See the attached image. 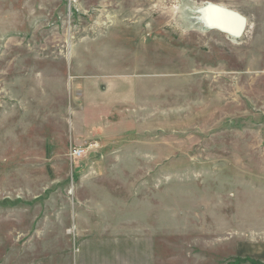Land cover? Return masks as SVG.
Here are the masks:
<instances>
[{"label":"rangeland","instance_id":"1","mask_svg":"<svg viewBox=\"0 0 264 264\" xmlns=\"http://www.w3.org/2000/svg\"><path fill=\"white\" fill-rule=\"evenodd\" d=\"M0 264H264V0H0Z\"/></svg>","mask_w":264,"mask_h":264},{"label":"water","instance_id":"2","mask_svg":"<svg viewBox=\"0 0 264 264\" xmlns=\"http://www.w3.org/2000/svg\"><path fill=\"white\" fill-rule=\"evenodd\" d=\"M209 6H215V7H209ZM208 8L219 10V11H222V12L227 13L229 15H232V16L236 17L238 19V21H239L238 29L235 30V31H232V30H229L228 28H225L223 26L208 24L206 21L203 20L205 22V25L208 28L218 29V30H221L223 32H226V33L231 34L232 36H236V37H239V36H241L243 34V32L245 30V27H246L247 20L242 14L238 13L237 11L228 9L226 7L219 6V5H214V4L208 5L207 7L203 8L202 12L205 9H208Z\"/></svg>","mask_w":264,"mask_h":264},{"label":"bare ground","instance_id":"3","mask_svg":"<svg viewBox=\"0 0 264 264\" xmlns=\"http://www.w3.org/2000/svg\"><path fill=\"white\" fill-rule=\"evenodd\" d=\"M212 21L213 22H210L208 24L223 26L232 31L237 30L239 27V21L236 17L229 15L227 13H224L222 11H219V10H215Z\"/></svg>","mask_w":264,"mask_h":264},{"label":"snow or ice","instance_id":"4","mask_svg":"<svg viewBox=\"0 0 264 264\" xmlns=\"http://www.w3.org/2000/svg\"><path fill=\"white\" fill-rule=\"evenodd\" d=\"M209 7H215V6H209Z\"/></svg>","mask_w":264,"mask_h":264}]
</instances>
